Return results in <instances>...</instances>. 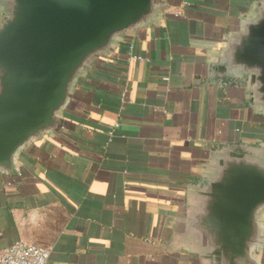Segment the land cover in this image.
<instances>
[{"label":"crops","instance_id":"crops-1","mask_svg":"<svg viewBox=\"0 0 264 264\" xmlns=\"http://www.w3.org/2000/svg\"><path fill=\"white\" fill-rule=\"evenodd\" d=\"M252 1L165 0L157 27L95 61L65 131L30 145L17 177L0 175V254L23 241L49 247L51 264H201L172 249L171 224L205 146L264 135L244 82L206 77L208 53Z\"/></svg>","mask_w":264,"mask_h":264},{"label":"water","instance_id":"water-1","mask_svg":"<svg viewBox=\"0 0 264 264\" xmlns=\"http://www.w3.org/2000/svg\"><path fill=\"white\" fill-rule=\"evenodd\" d=\"M165 0H0V175H19L23 152L65 131L64 114L98 59L140 29L157 27ZM210 51L206 77L244 82L245 102L264 117V0ZM209 161L171 224L172 249L201 264H264V135L207 144Z\"/></svg>","mask_w":264,"mask_h":264},{"label":"built area","instance_id":"built-area-1","mask_svg":"<svg viewBox=\"0 0 264 264\" xmlns=\"http://www.w3.org/2000/svg\"><path fill=\"white\" fill-rule=\"evenodd\" d=\"M133 51L130 46L129 52ZM137 60H143L141 56L133 55ZM51 249L46 246L19 241L5 248L0 254V264H51Z\"/></svg>","mask_w":264,"mask_h":264}]
</instances>
